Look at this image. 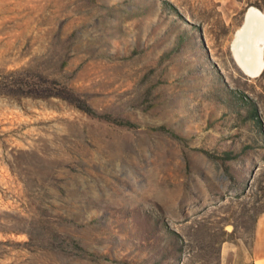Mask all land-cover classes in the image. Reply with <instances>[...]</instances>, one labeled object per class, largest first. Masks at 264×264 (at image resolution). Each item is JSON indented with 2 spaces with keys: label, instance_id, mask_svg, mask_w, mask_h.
Wrapping results in <instances>:
<instances>
[{
  "label": "rangeland",
  "instance_id": "obj_1",
  "mask_svg": "<svg viewBox=\"0 0 264 264\" xmlns=\"http://www.w3.org/2000/svg\"><path fill=\"white\" fill-rule=\"evenodd\" d=\"M250 6L0 0V264L247 257L264 71L230 46Z\"/></svg>",
  "mask_w": 264,
  "mask_h": 264
},
{
  "label": "bare ground",
  "instance_id": "obj_2",
  "mask_svg": "<svg viewBox=\"0 0 264 264\" xmlns=\"http://www.w3.org/2000/svg\"><path fill=\"white\" fill-rule=\"evenodd\" d=\"M245 16L232 42L234 57L243 73L254 78L264 71V11L250 6Z\"/></svg>",
  "mask_w": 264,
  "mask_h": 264
},
{
  "label": "crops",
  "instance_id": "obj_3",
  "mask_svg": "<svg viewBox=\"0 0 264 264\" xmlns=\"http://www.w3.org/2000/svg\"><path fill=\"white\" fill-rule=\"evenodd\" d=\"M222 263L264 264V210L258 214L255 220L252 242L247 257L240 258L236 248L232 247L230 243H225L222 246Z\"/></svg>",
  "mask_w": 264,
  "mask_h": 264
},
{
  "label": "water",
  "instance_id": "obj_4",
  "mask_svg": "<svg viewBox=\"0 0 264 264\" xmlns=\"http://www.w3.org/2000/svg\"><path fill=\"white\" fill-rule=\"evenodd\" d=\"M245 19H246V16H245ZM245 19H244V20H245ZM244 20H243V21H244ZM230 47H231L232 56H234V45H233V43H231V46H230ZM233 58H235V57H233ZM235 60H236V59H235ZM235 62H236V61H235Z\"/></svg>",
  "mask_w": 264,
  "mask_h": 264
},
{
  "label": "trees",
  "instance_id": "obj_5",
  "mask_svg": "<svg viewBox=\"0 0 264 264\" xmlns=\"http://www.w3.org/2000/svg\"><path fill=\"white\" fill-rule=\"evenodd\" d=\"M253 112H254V115L257 116V108H256L255 104H253Z\"/></svg>",
  "mask_w": 264,
  "mask_h": 264
}]
</instances>
